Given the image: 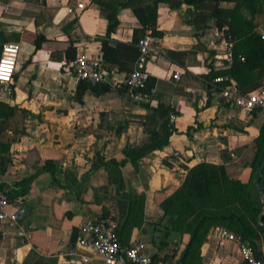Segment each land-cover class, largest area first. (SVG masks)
Segmentation results:
<instances>
[{
    "label": "crops",
    "instance_id": "1",
    "mask_svg": "<svg viewBox=\"0 0 264 264\" xmlns=\"http://www.w3.org/2000/svg\"><path fill=\"white\" fill-rule=\"evenodd\" d=\"M220 7L232 9L234 3L222 2ZM188 8L185 4L179 9L158 5L157 28L164 35L146 66L156 95L152 102L144 103L114 90L97 93L89 88L80 100L76 97L79 80L65 54L71 40L76 56L84 55L105 70L97 37L106 33L107 20L94 2L0 0V41L17 42L20 49L13 92L11 84L0 85V101L26 113L25 119L21 114L14 120V126L24 127L25 133L11 145L12 161L0 173V190L10 198L8 212L20 204L27 209L24 230L0 225V264H72L68 257L58 256L72 246L76 247L75 258H89L85 264H103L95 252L76 246V241L86 220L105 213L118 226L120 264H131L125 250L132 244H141L146 254L156 256V264H174L177 244L168 239L164 245L157 238L153 241L150 226L162 215L160 203L183 183L187 169L204 160L219 163L223 155L230 154L232 175L243 182L251 179L254 140L264 122V109L247 113L227 103L219 91L207 90L205 78L211 66L227 68L218 66L215 59L221 50L215 29L197 31L189 22ZM242 13L244 22L252 20L248 9L243 8ZM119 20L112 37L129 44L140 23L129 9L120 11ZM258 22L257 33L264 24V13ZM25 31L42 34L47 41L36 50L23 36ZM230 42L237 45L238 56H243L246 44ZM168 51L176 53L173 59L168 58ZM250 62L246 87L256 84L257 88L264 83V58L250 57ZM134 66L135 62L129 65ZM127 72L110 76L115 80ZM235 75L243 77L240 70ZM235 75L231 77L239 88ZM159 104L178 112L169 143L142 157L136 166L126 162L120 168L124 188L118 190L102 161L123 160L126 145L148 141V128L153 127L144 125L150 114L148 106ZM160 121L159 117L156 123ZM139 199L141 223L122 229L130 203ZM214 228L200 249L203 262L245 264L238 245L220 242ZM181 241L188 243V236ZM249 241L264 260V229L256 230Z\"/></svg>",
    "mask_w": 264,
    "mask_h": 264
},
{
    "label": "trees",
    "instance_id": "2",
    "mask_svg": "<svg viewBox=\"0 0 264 264\" xmlns=\"http://www.w3.org/2000/svg\"><path fill=\"white\" fill-rule=\"evenodd\" d=\"M94 2L100 13L107 20L106 33L98 36L100 42V55L102 65L109 73L130 72V63L135 62L138 56V43L147 30H151L155 36L163 37V33L158 30V5L165 3L170 9H179L183 4L190 6L187 9L189 22L195 25L196 30L206 33L214 28L220 39L226 38L228 41H238L246 44V49L241 51L243 56H238L237 45L233 47V63L231 67L223 70H216L211 66L210 73L205 80L208 81L216 75L229 74L235 75L236 70H240L243 77L236 78L238 86L242 92H247L256 88L246 87L251 66L250 57L256 59L264 58V39L260 34L254 32L259 24L258 19L264 13V0H91ZM222 2L234 3L232 9L220 7ZM248 9L252 15V20L244 22L242 9ZM123 9H129L132 15L140 23V27L133 29L132 40L128 43L117 41L112 37L116 27L119 25V13ZM212 22V23H211ZM0 36H2L0 34ZM35 47L40 49L41 45L47 41L42 34L30 33L25 31L23 35ZM74 40L69 42L65 50L66 59L72 62L76 57V47ZM3 42L0 41V55ZM212 55V51H210ZM173 51H168L167 56L173 59ZM243 57L244 60H241ZM127 72V73H128ZM243 79L244 81H242ZM149 81V80H148ZM12 83V82H11ZM9 83V84H11ZM152 83L148 82V86ZM258 87V86H257ZM13 92V85L10 86ZM97 93L110 91L107 84H90L85 80H79L77 85L76 97L80 100L87 89ZM208 91L215 89L207 83ZM216 90V89H215ZM228 103V102H227ZM150 114L145 117L144 125L153 126L148 128L149 139L141 145H126L123 149L125 158L117 161L109 159L102 161L103 167L107 170L109 178L116 183L118 190H123V180L120 168L128 161L135 166L138 161L155 150H160L169 143L170 135L173 133V123L170 114L177 115V111L171 107L159 104L156 108H150ZM255 112V110L253 111ZM26 118L25 110L16 105H10L0 101V173L7 170L11 163V145L17 142L25 133L24 127L14 126V120L19 115ZM160 117V123H156ZM10 131V132H9ZM255 155L250 163L252 177L248 182H243L237 176L232 175L228 162L231 160L230 154L222 156L219 163L202 161L194 167L187 169L183 183L171 195L166 197L161 203L162 215L150 226L152 240H160L164 245L168 242L164 239L165 233L176 232L181 237H192L188 243L177 244V258L186 251V255L180 264H205L201 256V246L205 242L206 236L211 228L224 227L227 230L238 234L243 240H248L256 230L264 229L258 222H264L263 204L254 183L256 178V167L264 147V122L262 123L259 134L254 140ZM51 162H48L49 164ZM247 164H244L246 166ZM242 167V166H241ZM262 178L261 185L264 189V157L261 162ZM127 196V195H126ZM129 198V197H128ZM142 201L139 199L130 203L129 211L122 229L130 227L133 222L141 223ZM138 213V215L136 214ZM138 216V221L135 218ZM107 214L102 215L106 218ZM137 219V218H136ZM112 220V218L110 219ZM237 245V243L235 242ZM154 264L158 258L152 257ZM132 264V263H131ZM134 264V263H133Z\"/></svg>",
    "mask_w": 264,
    "mask_h": 264
},
{
    "label": "built area",
    "instance_id": "3",
    "mask_svg": "<svg viewBox=\"0 0 264 264\" xmlns=\"http://www.w3.org/2000/svg\"><path fill=\"white\" fill-rule=\"evenodd\" d=\"M264 39V24L259 31ZM216 35H219L216 32ZM160 46V37L155 36L151 30H147L138 43V56L134 68L122 74L121 78L112 80L111 74L105 71L101 64L91 60L84 55H78L70 62L71 71L77 80H85L94 84H107L110 90L123 91L129 99L134 102H152L156 95L155 86L149 87V74L146 66ZM221 50L215 55L218 66L228 68L233 63V45L226 38L219 41ZM17 42L4 43L0 55V85H7L13 81L16 72L17 58L19 53ZM244 60L243 57H240ZM174 78H178L174 75ZM219 91L220 97L231 103L233 106L247 113L257 109H264V83L247 92H242L229 74L216 75L206 81ZM175 114H170V120L175 119ZM10 198L4 191L0 190V225H9L24 230V223L27 217V209L20 204L15 211L8 212L7 206ZM214 236L220 241L227 240L236 242L242 261L245 264H264V260L258 257L256 248L248 241L243 240L238 234L225 229L215 227ZM76 246L88 248L95 252L103 264H120L121 242L118 226L115 223L102 217H92L86 220L79 228V236ZM127 260L134 264H154L152 257L146 254L141 244H132L125 250ZM76 247H69L66 252H60L58 256L68 257L72 264H85L89 258H75Z\"/></svg>",
    "mask_w": 264,
    "mask_h": 264
},
{
    "label": "water",
    "instance_id": "4",
    "mask_svg": "<svg viewBox=\"0 0 264 264\" xmlns=\"http://www.w3.org/2000/svg\"><path fill=\"white\" fill-rule=\"evenodd\" d=\"M263 157H264V147H263V150L261 152L260 158H259L258 163H257L256 178L254 179V183H255L256 189L258 191V194L260 196L261 202L263 204V211H264V189H263L261 182H260L262 175H263L262 170H261V162H262ZM261 215L258 217V222L261 223L262 225H264V222L261 221ZM195 231H196V228L194 229V232H193L192 237L190 238V240L188 242V245L190 244V241L193 239ZM163 237L165 239H168L169 241L175 243V244L179 245L181 243V236L179 234H177L176 232L165 233L163 235ZM185 255H186V251L183 252V254L176 260V262L174 264H180L183 261ZM123 264H127V263L124 261Z\"/></svg>",
    "mask_w": 264,
    "mask_h": 264
}]
</instances>
